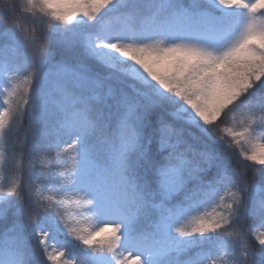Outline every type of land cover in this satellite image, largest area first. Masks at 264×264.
Here are the masks:
<instances>
[{"label":"snow or ice","instance_id":"snow-or-ice-1","mask_svg":"<svg viewBox=\"0 0 264 264\" xmlns=\"http://www.w3.org/2000/svg\"><path fill=\"white\" fill-rule=\"evenodd\" d=\"M0 264H264V0H0Z\"/></svg>","mask_w":264,"mask_h":264}]
</instances>
